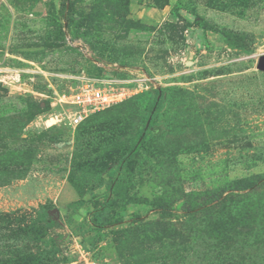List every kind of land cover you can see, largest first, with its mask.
<instances>
[{"label":"rangeland","instance_id":"obj_1","mask_svg":"<svg viewBox=\"0 0 264 264\" xmlns=\"http://www.w3.org/2000/svg\"><path fill=\"white\" fill-rule=\"evenodd\" d=\"M262 55L264 0H0V264H124L118 241L143 222L138 264H264V192L232 202L234 240L192 249L167 225L264 176ZM93 81L125 98L77 122L68 96ZM156 89L154 127L107 191Z\"/></svg>","mask_w":264,"mask_h":264},{"label":"trees","instance_id":"obj_2","mask_svg":"<svg viewBox=\"0 0 264 264\" xmlns=\"http://www.w3.org/2000/svg\"><path fill=\"white\" fill-rule=\"evenodd\" d=\"M71 8H73L71 6ZM228 45L233 46V43L227 42ZM166 95V91L155 90L154 97L150 102L148 110L144 115V119L142 122V127L137 132L135 138L132 140L129 150L123 155L116 165L112 167L108 172L109 181L107 183V191H110L112 184L115 182L118 184V176L119 170L130 163L138 154L139 150L141 149L142 145L145 142V129L146 126L148 128L154 127V121L157 112L159 111L160 107L162 106L164 97ZM158 96L160 98L158 99ZM0 161L2 159L0 158ZM101 179V175L98 176ZM264 192V176L262 175H252L245 178H240L228 185H224L218 189V197L215 200H211L202 204L201 206L191 209L187 203L183 204V211L185 212L184 217L188 216V220L180 221L179 223H171L167 224L170 226L171 231L174 232L173 238L174 241L178 235L179 237H185L186 243L189 245L190 248L194 249V246L197 245L195 243L194 246L191 245L190 242H196L197 240L205 239L207 236L212 239H218L219 236L217 235L223 234L224 238L227 240H234L230 234L232 233L233 227L230 226L231 223L236 221L235 215H237L236 207L231 206L232 202L238 201V198H245L251 195H259L260 193ZM86 205L84 200L74 201L68 204V208H76L81 209ZM43 214L45 216L48 215L47 209L44 208ZM259 211H254V217L259 216ZM93 224L96 227H103L104 223L102 221V212L97 210L93 214ZM50 224H54V222H50ZM153 225L152 222H143L139 226L131 227V233L138 232L135 236L138 238L134 239L129 234H124L121 236V239L118 241L117 248L119 251V255L122 259L125 260L124 264H138L135 260V256L137 255L134 252V248L132 247L133 240L138 241L140 239L147 237V230L141 228L142 226H149ZM227 225V226H226ZM128 232V231H126ZM226 233V234H224ZM206 236V237H205ZM255 236L257 238L264 239V229L257 228L255 232ZM52 241L49 239L46 244H51ZM53 242V241H52ZM189 248V249H190ZM216 249V245H214ZM214 249V250H215ZM217 259L219 260V256ZM57 262L50 259L49 257H40V256H31L27 260V256L23 258L20 264H56ZM219 264H229L226 261H222Z\"/></svg>","mask_w":264,"mask_h":264},{"label":"built area","instance_id":"obj_3","mask_svg":"<svg viewBox=\"0 0 264 264\" xmlns=\"http://www.w3.org/2000/svg\"><path fill=\"white\" fill-rule=\"evenodd\" d=\"M105 85L100 81L87 82L68 96V102L80 109L74 114V120L80 122L90 113L109 108L125 98L122 91Z\"/></svg>","mask_w":264,"mask_h":264},{"label":"water","instance_id":"obj_4","mask_svg":"<svg viewBox=\"0 0 264 264\" xmlns=\"http://www.w3.org/2000/svg\"><path fill=\"white\" fill-rule=\"evenodd\" d=\"M257 66L260 70L264 71V55L260 56Z\"/></svg>","mask_w":264,"mask_h":264}]
</instances>
